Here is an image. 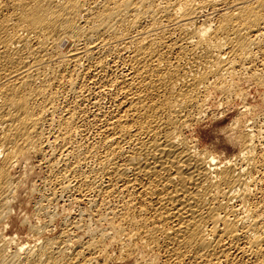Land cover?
<instances>
[{
    "label": "bare ground",
    "instance_id": "obj_1",
    "mask_svg": "<svg viewBox=\"0 0 264 264\" xmlns=\"http://www.w3.org/2000/svg\"><path fill=\"white\" fill-rule=\"evenodd\" d=\"M241 77L264 86V0H0V264H264V123L236 116L226 159L195 135ZM30 157L51 192L24 238L6 221ZM65 196L108 228L53 234Z\"/></svg>",
    "mask_w": 264,
    "mask_h": 264
},
{
    "label": "rangeland",
    "instance_id": "obj_2",
    "mask_svg": "<svg viewBox=\"0 0 264 264\" xmlns=\"http://www.w3.org/2000/svg\"><path fill=\"white\" fill-rule=\"evenodd\" d=\"M236 82L238 89L244 90V93H242L243 95L241 94L238 96L245 97L239 98L237 95H233V97H230L227 96V94H224V92L219 89L217 90L213 88L212 90L211 88L212 92L209 95L210 100L208 99L209 105L207 103V109L209 108V113L213 112V118L209 117L203 120L199 124L195 132V135L201 139L203 146L214 149L215 153L218 156H221L223 159L235 157L238 153L239 147L237 143L235 142V140L233 141L230 139V137L233 136L234 133L229 129L231 128L229 126H233L232 123L237 119V117L238 119L242 120V123L240 122L241 128L246 127L247 129H249L248 127L252 123V121L255 122L256 120L258 121H256V124L260 123L258 125L264 123V86L255 83L253 80H247L245 78L243 79V77L238 78V80L236 79ZM241 92L243 91H240V93ZM228 97L230 99H228ZM234 97L236 98L234 99ZM244 105L247 107H245ZM248 106L250 107L248 108ZM246 108L249 109V111L246 110ZM242 111L244 113H241ZM247 112H249V114ZM245 113L247 114L244 115ZM262 136L264 143V134ZM37 159L38 158L36 157H30L27 160L18 163L19 165L17 164L18 166L16 165L14 167L13 173L20 183L16 192V199L13 200V212H11L10 217L6 221L10 222L6 229L8 235L19 234V236L27 238L25 233V226L22 222H46V220L48 219L46 218V214L43 211H37L39 202H41L42 200L44 201V203H47L45 197H47L51 192L50 186L45 183L48 179V172L45 168V162ZM67 197L68 196L62 197L63 199L61 198L59 202H56V204L53 203V205H48L49 212L51 213L49 218V220L51 221L49 222L54 221L53 224L55 223L53 225V234L59 231L61 227L60 225L63 222L71 221L81 213L87 214L88 222L89 220L91 221L89 223H92V227L108 228L109 223L99 221L96 213L93 211V209H91L89 203L86 200L72 202L69 201ZM51 216L53 219L51 218ZM109 251L111 252V255H114H112L113 257L117 255L116 246H110ZM139 256L138 261L140 262L143 253H140ZM138 261L137 259H115L110 264H137Z\"/></svg>",
    "mask_w": 264,
    "mask_h": 264
}]
</instances>
